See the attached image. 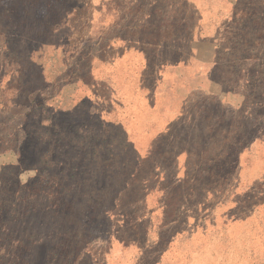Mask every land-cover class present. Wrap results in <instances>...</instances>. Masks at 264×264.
<instances>
[{
  "label": "rangeland",
  "instance_id": "obj_1",
  "mask_svg": "<svg viewBox=\"0 0 264 264\" xmlns=\"http://www.w3.org/2000/svg\"><path fill=\"white\" fill-rule=\"evenodd\" d=\"M0 264H264V0H0Z\"/></svg>",
  "mask_w": 264,
  "mask_h": 264
},
{
  "label": "crops",
  "instance_id": "obj_2",
  "mask_svg": "<svg viewBox=\"0 0 264 264\" xmlns=\"http://www.w3.org/2000/svg\"><path fill=\"white\" fill-rule=\"evenodd\" d=\"M120 41H117L119 44ZM134 43L135 47L143 48V46H139V44L135 41H132ZM131 42V44H133ZM98 44H100V41H98ZM114 45L115 42H112ZM115 46V45H114ZM158 48H163V46H157ZM211 52L213 53V48L211 47ZM149 58V57H148ZM200 63L201 60H205L201 57V54L199 57ZM213 58L211 55L209 59ZM102 59V66L103 70L98 69L95 73L96 80H94L92 83H88L84 79H75L73 81H67L64 84H62L55 92H52L50 95V101L52 105H55L56 110L58 111H67L72 109H78L80 107H87L86 110L90 114L93 113L95 110H92L91 107L94 105H105V102L103 100V97H100L99 92V85H105V83H108V89L113 92V94L116 96V94L121 89V79L117 76L116 77V71H120V61H116L115 58L113 61L108 60L105 61V58ZM94 77V78H95ZM201 78V77H200ZM199 80V87H202L206 90H211L212 88V79L211 81H206L204 79ZM59 81V80H58ZM99 82V83H98ZM206 82V83H205ZM214 82V81H213ZM96 83H98L96 87ZM98 88V89H97ZM97 89V90H96ZM93 105V106H91ZM89 108V109H88Z\"/></svg>",
  "mask_w": 264,
  "mask_h": 264
}]
</instances>
